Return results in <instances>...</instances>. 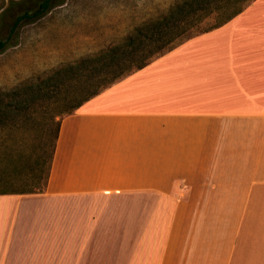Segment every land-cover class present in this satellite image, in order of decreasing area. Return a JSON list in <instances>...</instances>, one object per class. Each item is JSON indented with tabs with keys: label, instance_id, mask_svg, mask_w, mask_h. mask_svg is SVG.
<instances>
[{
	"label": "crops",
	"instance_id": "0c3cea01",
	"mask_svg": "<svg viewBox=\"0 0 264 264\" xmlns=\"http://www.w3.org/2000/svg\"><path fill=\"white\" fill-rule=\"evenodd\" d=\"M50 1L42 70L57 27L74 59L112 40L110 0ZM58 119L44 182L0 188V264H264V0Z\"/></svg>",
	"mask_w": 264,
	"mask_h": 264
},
{
	"label": "rangeland",
	"instance_id": "374dc122",
	"mask_svg": "<svg viewBox=\"0 0 264 264\" xmlns=\"http://www.w3.org/2000/svg\"><path fill=\"white\" fill-rule=\"evenodd\" d=\"M41 1L0 0V41L4 43V46L0 48V90H8L22 82L32 81L59 65L77 59L73 58V45H66V42L70 41L68 34L61 33L65 29L64 27H61L62 30L59 27L55 29L57 42L64 45H51L55 49L56 56L48 60L54 66L42 70V66L48 64L44 61L46 59L40 49L41 45L30 51L28 45L24 44L26 41L24 35H27L28 39H32L33 26L31 23L39 17L33 15L36 12H41ZM55 1L60 2L62 0H51L50 3L53 4ZM110 1L106 0L113 7V18L103 20L104 22L113 21L112 30L114 34L111 41H108L110 37L106 34V45L102 46L118 41L140 22L157 17L166 11L175 0ZM220 5L222 3L218 0L208 2L203 5L204 8L193 13L187 22L176 26L175 31L184 30V35H186L210 28L231 10L228 8V4L218 9L217 7ZM237 5L238 3L235 6ZM62 9L64 8H59V10ZM197 17H201L200 20H197ZM108 29L109 27L105 25L104 32L107 33ZM81 46L80 52H85L82 56L95 52L102 47L101 45ZM98 46L100 47L95 51L86 52L90 48H97ZM153 46L156 47L157 45ZM52 52L51 50L50 53ZM30 64H35V67L39 69L34 73H27L30 70L28 68ZM111 75L112 72L96 73L90 82L91 86H88L87 89L92 90L98 87L103 80L108 79ZM80 95V93L76 94L72 103L76 102ZM56 98L58 96L54 92L51 101H55ZM51 101L41 100L40 105H35L36 108L32 110L14 109L4 110L1 113L0 124L4 123L5 128L0 130V188L21 190L33 188L44 182L52 134L56 124L55 112L58 113L63 108L60 105L53 106L51 103L54 102ZM45 105L50 106V109ZM12 123H17V127L16 125L13 126ZM9 124H11V129L7 128V125L10 126Z\"/></svg>",
	"mask_w": 264,
	"mask_h": 264
},
{
	"label": "trees",
	"instance_id": "16d2710c",
	"mask_svg": "<svg viewBox=\"0 0 264 264\" xmlns=\"http://www.w3.org/2000/svg\"><path fill=\"white\" fill-rule=\"evenodd\" d=\"M210 1L212 0H175L166 11L157 17L135 25L118 41L81 56L72 62L59 65L32 81L22 82L8 90H0V93H2L0 94V116L4 110L35 109V105H40L41 100L50 102L54 92L58 98L51 101L54 102L51 104L63 107L58 113L55 112L56 115L60 117L63 114L70 113L102 89L144 67L155 57L170 50L182 41L224 24L241 12L249 0H218L222 3L217 7L218 9L226 4H228V8H231L228 14L224 15L218 23L208 29L192 34L184 35V30L175 31L176 26L187 22L193 13L204 8L203 5L210 3ZM237 3L238 5L235 6ZM200 18L197 17V20H200ZM3 46L4 43L0 41V48ZM101 72H112V75L103 80L98 87L88 90L87 87L91 86L90 82L94 79L95 74ZM78 93L81 94L80 97L72 103ZM45 107L47 106L45 105ZM47 108L50 109V106ZM58 128L59 119L56 120V133ZM50 145L48 165L54 150V145Z\"/></svg>",
	"mask_w": 264,
	"mask_h": 264
}]
</instances>
